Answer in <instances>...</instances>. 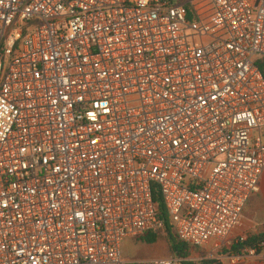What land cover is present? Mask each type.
Returning <instances> with one entry per match:
<instances>
[{
    "label": "built area",
    "instance_id": "built-area-1",
    "mask_svg": "<svg viewBox=\"0 0 264 264\" xmlns=\"http://www.w3.org/2000/svg\"><path fill=\"white\" fill-rule=\"evenodd\" d=\"M261 129L264 0H0V264L258 257ZM157 188L190 256L124 258Z\"/></svg>",
    "mask_w": 264,
    "mask_h": 264
},
{
    "label": "trees",
    "instance_id": "trees-1",
    "mask_svg": "<svg viewBox=\"0 0 264 264\" xmlns=\"http://www.w3.org/2000/svg\"><path fill=\"white\" fill-rule=\"evenodd\" d=\"M154 200L157 204L158 211L160 213V218L165 222V226H166L165 233L147 234L146 236L140 239V242L148 245H154L160 240L161 237H164L170 246L171 254L177 255L182 258H186L190 256L189 246L178 238V236L173 230L172 225L169 222L166 213V208L164 206L163 199L158 188L154 190ZM259 241H262L261 243H264V234L260 236L249 237L244 242H240L232 246V250L234 252H239L244 247H254L256 249L257 255L259 256L262 252V249L258 247ZM185 264H192V263L186 262ZM202 264H212V262L207 261V262H203Z\"/></svg>",
    "mask_w": 264,
    "mask_h": 264
},
{
    "label": "crops",
    "instance_id": "crops-1",
    "mask_svg": "<svg viewBox=\"0 0 264 264\" xmlns=\"http://www.w3.org/2000/svg\"><path fill=\"white\" fill-rule=\"evenodd\" d=\"M256 134H260L264 141V129L256 131ZM261 192L253 196L245 208L243 219L239 228L236 229L237 235L251 234L260 236L264 234V176L261 180ZM249 237H255L251 236ZM259 241L258 244H261ZM260 248V247H259ZM261 254L250 262L243 264H264V248H261ZM263 259V260H259Z\"/></svg>",
    "mask_w": 264,
    "mask_h": 264
},
{
    "label": "rangeland",
    "instance_id": "rangeland-1",
    "mask_svg": "<svg viewBox=\"0 0 264 264\" xmlns=\"http://www.w3.org/2000/svg\"><path fill=\"white\" fill-rule=\"evenodd\" d=\"M235 231H234L235 236H243L245 239H248L249 235H251V234L237 235ZM251 236H256V235H251ZM259 247L264 248V245H261ZM122 253L124 258L132 259V260H151V259H160V258L168 257L171 255V250L169 244L167 243L164 237H161L160 240L154 245H148L142 242H138L135 239H126L122 245ZM256 258L249 259L246 261V263ZM259 260H263V259H259Z\"/></svg>",
    "mask_w": 264,
    "mask_h": 264
}]
</instances>
